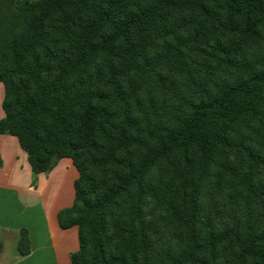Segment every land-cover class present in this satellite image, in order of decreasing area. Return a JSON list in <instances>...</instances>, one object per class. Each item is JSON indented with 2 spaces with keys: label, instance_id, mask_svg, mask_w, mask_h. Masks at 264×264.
Segmentation results:
<instances>
[{
  "label": "trees",
  "instance_id": "1",
  "mask_svg": "<svg viewBox=\"0 0 264 264\" xmlns=\"http://www.w3.org/2000/svg\"><path fill=\"white\" fill-rule=\"evenodd\" d=\"M0 83L71 264H264V0H0Z\"/></svg>",
  "mask_w": 264,
  "mask_h": 264
},
{
  "label": "crops",
  "instance_id": "2",
  "mask_svg": "<svg viewBox=\"0 0 264 264\" xmlns=\"http://www.w3.org/2000/svg\"><path fill=\"white\" fill-rule=\"evenodd\" d=\"M0 158V264H71L70 254L79 248L77 228L61 229L57 223L58 212L74 199L78 174L71 160L61 159L50 172L33 176L26 153L8 134H0ZM23 228L29 254L13 257L12 244L17 248Z\"/></svg>",
  "mask_w": 264,
  "mask_h": 264
},
{
  "label": "water",
  "instance_id": "3",
  "mask_svg": "<svg viewBox=\"0 0 264 264\" xmlns=\"http://www.w3.org/2000/svg\"><path fill=\"white\" fill-rule=\"evenodd\" d=\"M11 255L13 257H18L20 255L19 250L16 248L14 243L12 244V247H11Z\"/></svg>",
  "mask_w": 264,
  "mask_h": 264
},
{
  "label": "rangeland",
  "instance_id": "4",
  "mask_svg": "<svg viewBox=\"0 0 264 264\" xmlns=\"http://www.w3.org/2000/svg\"><path fill=\"white\" fill-rule=\"evenodd\" d=\"M3 98V88L1 89V87H0V110H1V100H2V98ZM63 159H69V158H63ZM73 169H74V171L76 172V174H77V171L75 170V168L73 167Z\"/></svg>",
  "mask_w": 264,
  "mask_h": 264
}]
</instances>
